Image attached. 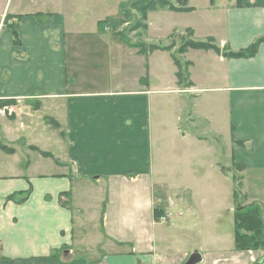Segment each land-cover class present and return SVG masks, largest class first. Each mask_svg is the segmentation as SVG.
<instances>
[{"label": "crops", "instance_id": "crops-1", "mask_svg": "<svg viewBox=\"0 0 264 264\" xmlns=\"http://www.w3.org/2000/svg\"><path fill=\"white\" fill-rule=\"evenodd\" d=\"M24 1L0 0V102L14 109L0 117V264H264V250L237 251L213 227L203 242L189 186L167 191L159 168L188 136H178L181 109L189 103L197 114L210 93L225 110L198 120L223 126L214 133L228 140L233 164L264 170V42L245 59L188 49L189 87L179 86L172 59L182 39L248 48L264 37V0H188L192 11L158 8L140 28L105 25L110 37L79 28L78 9L47 13ZM149 46L172 48L140 51ZM157 52L167 54L165 68ZM159 94L178 106L169 120L157 119ZM156 187L169 194L167 211ZM155 212L172 216L159 223Z\"/></svg>", "mask_w": 264, "mask_h": 264}, {"label": "rangeland", "instance_id": "rangeland-1", "mask_svg": "<svg viewBox=\"0 0 264 264\" xmlns=\"http://www.w3.org/2000/svg\"><path fill=\"white\" fill-rule=\"evenodd\" d=\"M27 1L32 3L34 10L42 8L47 13L54 12L53 5L57 8L55 12H60L61 14L70 13L68 11L69 8L78 9L71 16L76 19L78 25L81 24L79 28H86L88 32L94 29L97 34L104 35L105 37L112 36L113 31H103L104 24L110 26V22L113 20L119 21V19L123 18V20L129 21L128 24L130 26L123 28L124 31H127L136 21H141L140 19L137 20L139 14L134 9V2L136 0ZM27 1H24L26 6ZM124 5L126 8L124 14H122L121 10ZM153 11H149L147 15ZM99 21L104 23L99 24L101 23ZM112 26L114 27L113 29L120 28L121 24L112 22ZM144 30L147 31V28L144 27ZM103 40L105 42L108 39H102L98 43H102ZM140 40L142 41L143 39L141 38ZM90 43V40L86 37H83L82 41H78V45L82 49ZM157 53V65L165 68L168 59L167 54ZM199 62L202 63V59ZM100 81L103 82V78ZM156 84L159 85L158 82ZM168 98L169 96L166 95H156L157 102H159L156 108L157 119L169 120L176 114V108L178 106L175 107L168 103ZM203 103L204 106L200 103L197 104L198 113H207V110H210L211 115H215L218 119L221 118L219 113L216 114V110L221 114L222 110H225L221 100H216L212 94L206 93L203 95ZM181 110L179 112L183 116L180 124L181 132H179L178 136L184 132L188 136L185 137V140L177 141L170 148V152L167 154L166 164H159V168L165 171L166 174L160 181L166 179V185L164 187L167 191L174 184L189 186L190 191L185 193L191 199L188 209L191 213L193 223L198 229L201 228L205 234L202 241L206 242L207 236L212 234L210 230L206 229L213 227V235H219L221 241L229 245L234 243L233 224L236 208L238 206H248L250 205L248 204L249 202L251 204L253 202L259 204L262 210L264 208V170L257 168L243 169L233 164V161L230 159V149L225 144L228 140L220 138L214 133L216 131L222 132L224 129L223 126L218 127L216 125L214 127L215 131L205 121L200 122L197 116L198 113L195 115L194 113L192 114V107L189 103H187L186 111ZM186 112L189 115L192 114L191 119L194 120L193 122L185 119L187 116L185 114ZM225 119L226 116L223 118V121ZM219 124H221L220 121ZM197 135L205 139L201 143H197ZM211 141H214L216 144H212ZM155 195L163 199V201H160V206L164 211H167L165 205H167L166 199L169 195L168 192L166 193V190H160L156 187ZM245 198L249 199V201ZM177 212L178 209L174 211L170 223H176L178 221L179 216L176 215Z\"/></svg>", "mask_w": 264, "mask_h": 264}, {"label": "trees", "instance_id": "trees-1", "mask_svg": "<svg viewBox=\"0 0 264 264\" xmlns=\"http://www.w3.org/2000/svg\"><path fill=\"white\" fill-rule=\"evenodd\" d=\"M188 0H174V4L170 0H136L134 2V9L140 16V22L136 21L133 28H140L143 26L142 22L146 20V15L149 11L156 10L158 8H168L173 12H185L188 13L192 11L190 8L186 7ZM126 6L122 7L121 13L124 14ZM118 22L119 24L125 23L128 20H123ZM129 22V21H128ZM101 22L99 24H102ZM112 25V22H110ZM105 26V24H104ZM132 28V29H133ZM15 44H18L17 35L14 34ZM264 42V37L255 41L252 45L244 50L238 52H232L229 49H224L221 51L212 41L209 40L207 43H197L189 39H182L180 46L178 47L175 54L172 55L173 62L177 68V82L179 86L189 87L190 83L188 81V66L189 64L181 59V56L188 50H212L216 54H219L225 58H235V59H245L251 58L256 53L261 43ZM172 46L168 47H158L149 46L141 47L140 51L143 53L153 52L156 50L166 51L170 50ZM182 63V64H181ZM11 102H0V107L10 106ZM5 149V147H2ZM7 152L11 150L6 149ZM46 155V154H45ZM48 156V155H46ZM161 212H155L156 219L158 220ZM263 210L261 206L257 203H252L248 206H238L234 211V244L237 251H257L264 250V219ZM264 262V259L262 260ZM258 264H261L260 262Z\"/></svg>", "mask_w": 264, "mask_h": 264}, {"label": "built area", "instance_id": "built-area-1", "mask_svg": "<svg viewBox=\"0 0 264 264\" xmlns=\"http://www.w3.org/2000/svg\"><path fill=\"white\" fill-rule=\"evenodd\" d=\"M14 114V109L12 107H3L0 108V117H5V116H9V115H13ZM172 215L169 213L166 216L162 215L159 219L158 222L159 223H166L168 221V219H170Z\"/></svg>", "mask_w": 264, "mask_h": 264}]
</instances>
